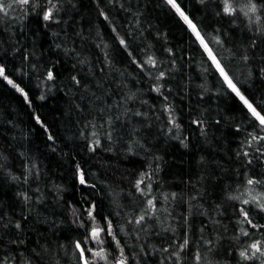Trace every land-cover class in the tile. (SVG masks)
I'll list each match as a JSON object with an SVG mask.
<instances>
[{"label":"snow or ice","instance_id":"1","mask_svg":"<svg viewBox=\"0 0 264 264\" xmlns=\"http://www.w3.org/2000/svg\"><path fill=\"white\" fill-rule=\"evenodd\" d=\"M196 2L203 8H213L212 15L221 22L220 27L212 29L210 38L180 0H162L195 38L193 43L207 54L211 64L205 73L214 69L220 78L211 89L203 83L196 86L199 91L194 110L191 83H183V56L166 46H162L166 56L160 58L147 51L140 0H0V81L19 93L29 106L32 98L21 86L24 77L34 75L44 82L47 91L36 97L40 101L47 99L53 86L62 88L69 97V115L80 117L86 113L78 120L75 135L83 141L90 160L112 153L128 159L139 157L145 162L132 174L126 191H118L119 185L111 184L99 188L109 199V211L100 210L95 198L83 195L77 207L64 199L62 185L47 188L46 174L32 159L31 149L27 153L16 151L25 146L13 143L16 136L9 139L7 134L16 128L9 120L10 127L0 135V189L6 185L15 190L10 203L0 200V264H264V0ZM85 8L95 11L101 25L113 34L109 47L103 43V34L96 33L101 43L95 47L101 49L103 59L95 62L76 46L90 38L77 20ZM113 9L117 14H126L124 23L117 25ZM29 20L36 21L31 47L27 37L22 41L17 35ZM236 30L241 33L239 37L232 35ZM41 33L51 37L49 48L56 57L51 67L40 64L36 57ZM160 35L157 30V40ZM162 35L166 37L167 33ZM212 44L227 52L230 61H240L246 70L241 72L243 80L230 74ZM61 55L71 61L64 77L56 71ZM9 57H19L12 72L5 63ZM117 63L131 66L132 73L127 69L118 72ZM117 75L120 81L113 91L110 83H116ZM137 78L149 81L148 91L156 94L159 106L144 99L140 89L133 92L129 88L128 82ZM206 93L208 100L215 96L217 100L224 97L235 101L239 119L235 113L222 114L219 105L216 110L210 105L199 107L206 103ZM117 95L119 98L113 100ZM185 97L192 117L189 126L203 150L188 177L186 199L184 194L161 189L156 178L163 171L164 158L153 150V141L159 142L161 137L176 141L183 149L192 145L190 137L184 135L178 115L181 109L176 103L184 104ZM32 118L52 142L48 147L56 154L55 135L39 115ZM17 134L28 140L22 132ZM241 134L233 147L229 136ZM64 155L61 152L62 160ZM12 159L19 162L18 169L10 162ZM68 160L73 188L78 182L88 195L98 194V183L102 181L89 182L90 174L97 173L71 155ZM97 163L99 168L105 167ZM173 202L186 204L187 214L181 212L177 218L168 210ZM57 208L62 211L58 213ZM197 215L207 218L200 221L198 229L194 220ZM168 217L175 220V226L167 223ZM225 219L228 224L223 223Z\"/></svg>","mask_w":264,"mask_h":264},{"label":"trees","instance_id":"2","mask_svg":"<svg viewBox=\"0 0 264 264\" xmlns=\"http://www.w3.org/2000/svg\"><path fill=\"white\" fill-rule=\"evenodd\" d=\"M85 3H88V0H85ZM182 6H184L187 12L195 18V21L201 27L202 31L208 34L207 38H210L213 35L212 29L215 27H220L221 22L218 18H215L212 15L213 8H203L200 6L196 0H180ZM147 4V7H145ZM141 10L144 12V27L147 31L144 35L147 37L145 44L149 45L147 51L149 54H154L157 58L161 56H166L165 53H162V46L173 48L178 56H183V60L180 61V64L183 66V83L188 84L189 81L192 87V96H191V107L195 110L197 108V95L196 92L199 89L197 85L203 83L205 88L211 89L212 85L219 80L218 73L214 69H210L205 73V69H209L211 61L208 59L207 54L203 53L199 49L198 44L193 43L194 37L186 30V26L182 24L175 17L171 11L162 4V0H140ZM112 16L117 21V25L124 23L126 14L119 13L117 14L116 10H112ZM131 19V17H127ZM77 20L80 26L84 30V35L90 37L86 43L81 45L77 43V47H81L84 54L88 57L89 60L97 61V58L103 59V52L100 48H96V43H101V40L96 38V33L100 32L103 34V43L112 46V35L109 30L103 27L100 21L96 17L95 11H89L87 8L84 9L82 18L77 17ZM27 26L24 27V31L17 32V35L20 36L22 41L25 37L28 38L29 47H31L32 32L35 31L36 21L29 20L25 22ZM151 25V26H149ZM19 25H17V28ZM224 27L227 28V22H224ZM91 28V33L89 29ZM157 30H159L160 39L157 40ZM162 33H167V36L164 37ZM233 37H239L241 33L239 30H236L232 33ZM51 45L50 34L41 33L37 40L36 45V57L40 64H47L49 67L52 66L51 61L55 60L56 57L50 51L49 46ZM229 46H231L229 44ZM214 53L219 52L218 58L227 65L230 74L237 77L239 80H243L241 76L242 71H246L240 66V61L234 60L230 61L227 52L223 49H220L219 46L212 44L211 45ZM190 57H194L189 59ZM61 63L57 64L56 71L62 76H66L69 69L71 61L61 55L59 57ZM10 72L13 71V65L19 64V57L15 60H12L9 57L5 61ZM116 69L123 71L127 69L129 73H132V67L127 64L117 63ZM87 68L85 67V72ZM134 74V73H133ZM17 82H20L19 77H14ZM116 80L115 84L110 83V88L114 91L116 89V84L119 83L120 78L118 75L114 77ZM40 84V87L37 88L36 85ZM22 87H25L26 91H29L30 97L32 98L31 106L27 105L23 97L16 93L14 89L10 86H7L6 83L0 81V135L4 134V129L10 127L8 121L11 120L15 123L16 128L12 132L8 133L9 139L11 136H16V141L13 143H23L24 148H16V151H25L28 152V149H31L30 155L32 159L41 167L42 173H45V180L47 182V188L51 189L54 184L62 185L65 188L63 193L64 199L68 200L71 204L76 205L77 207L81 206V198L87 196L89 199L95 198L100 204V210L107 212L110 210L109 199L105 196L103 192L99 191V188L103 184H111L113 187L119 185L118 191L123 189L127 190L129 182L132 180V174L140 169L141 166L145 163L144 160L139 157H132L131 159L124 158L122 155H113L112 153H103L100 156H97L95 159H89V154L83 150V141L80 140L75 134L78 131L79 123L78 120L83 117L85 114H81L80 117H77L75 113L69 115L68 113V101L69 97L65 95L62 88L57 89L53 86L52 90L48 92L47 99L40 101L36 97L41 94L42 91H47L45 88L44 82L39 80L36 76L24 77ZM129 88L133 92L140 89V94L144 99L149 100L150 104L156 106L160 105V100L156 99L155 93H149V81L146 79L141 80L137 78L134 82H128ZM173 87H175V82H173ZM257 87H260L259 82H257ZM213 89V91H217ZM259 95V93H256ZM119 96H113L112 99H118ZM171 99V97H170ZM177 108L181 109V112L178 113L183 125L184 135L189 136L192 140V145L189 149H183L178 146L176 141H171L167 137H161L159 142L153 141L157 155H162L164 162L162 163L163 171L159 173L156 178L160 185L161 189L165 192H177L185 195L189 190L188 186V177L192 171L196 168V161L199 159L200 155L203 154L201 144L197 141V138L192 134V127L189 126V112L188 107V98L185 97V103L181 104L179 101H176ZM211 106L213 110L217 109L219 105V110L222 114L226 113H235L237 119H239L238 105L235 101L221 97L219 100L215 96L211 97V100L207 99L206 93V103L199 105V107ZM138 106V102H137ZM39 115L41 119L49 126L52 134L55 135V147L57 148V153L53 154L48 147L52 142L47 141L46 134L39 125L36 124L33 116ZM195 111L193 112V117ZM226 118H229L226 115ZM162 126L163 117L159 122ZM155 132V128L153 130ZM22 132L24 135L28 136V140L24 141L21 139V136L17 133ZM242 138V134L239 137L229 136V139L232 141V146L235 147L236 141ZM0 146H3V141H0ZM11 150V149H9ZM61 152L64 155V159H61ZM68 155L75 157L76 161L81 163L86 168H90L91 172H96L97 176H89V182L93 180L102 181L98 183L97 193L93 195H88V190L84 189L82 186L75 182V188H73V178H72V166L71 161L68 160ZM149 161L151 157L148 158ZM97 161L105 164L104 168H99ZM15 169L19 168V162L12 159L10 161ZM102 173V175H101ZM18 174V173H17ZM123 181V183H120ZM161 189H157L159 192ZM15 189H10L6 185L3 189H0V200H3L5 203H10ZM183 190V193H182ZM51 199V198H49ZM124 202V201H122ZM204 207H208V202H203ZM87 207V205H82ZM186 204H178L173 202L168 205V210L173 212L174 215L178 218L181 212H186ZM57 212H61L62 209L57 208ZM7 211V209H6ZM16 211H19L17 208ZM115 219V218H114ZM195 226L198 229L201 220H207L206 217L195 216ZM167 223L173 224L175 226V220L172 217H168ZM224 224H228V220L223 221ZM41 230L43 228L41 227ZM35 235V234H33ZM63 235H71V233H64ZM168 235H171L169 233ZM155 239V238H154ZM62 242H66L63 241ZM3 253L0 252V255Z\"/></svg>","mask_w":264,"mask_h":264}]
</instances>
